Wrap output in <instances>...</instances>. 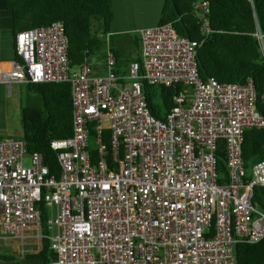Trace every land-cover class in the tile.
Segmentation results:
<instances>
[{"label": "built area", "instance_id": "built-area-1", "mask_svg": "<svg viewBox=\"0 0 264 264\" xmlns=\"http://www.w3.org/2000/svg\"><path fill=\"white\" fill-rule=\"evenodd\" d=\"M135 32L137 57L123 74L114 70L108 32L103 74L88 58L69 64L61 20L14 32L0 83L67 81L71 105L70 134L49 139L56 172L21 136L0 135V243L14 245L15 255L37 251L46 238L54 252L48 264H235L237 242L264 236V211L250 200L253 185L264 186V158L246 172L241 157L244 129L264 127L251 79H201V40L178 34L170 21ZM255 35L264 58V39ZM142 82L181 84L162 118L150 113ZM258 98L264 104V86Z\"/></svg>", "mask_w": 264, "mask_h": 264}, {"label": "trees", "instance_id": "trees-1", "mask_svg": "<svg viewBox=\"0 0 264 264\" xmlns=\"http://www.w3.org/2000/svg\"><path fill=\"white\" fill-rule=\"evenodd\" d=\"M206 2L201 9L196 3ZM9 11L12 36L16 30L61 20L67 37V56L70 65L79 63L95 52H103L104 34L112 16L111 0H1ZM200 19L209 28L200 31ZM93 20L97 21L91 29ZM170 21L175 31L189 40L199 41L195 54L196 69L201 79L244 82L251 79L256 91L257 109L264 115V104L258 96L264 86V58L255 32L264 39V0H163L157 23ZM99 29V31L97 30ZM13 42V41H12ZM102 56V54H101ZM101 59V58H100ZM38 95L37 104L20 108L21 137L28 151H37L50 171L58 164L49 139L70 134V87L67 81L25 82ZM147 107L155 117L162 118L171 105V95L181 88L176 82L169 85L142 82ZM216 181L226 178L224 151L219 145L215 152ZM241 157L245 171L257 159L264 158V127L246 128L242 134ZM251 202L264 211V186L253 185ZM41 228H45L46 208L38 202ZM235 264H264V236L255 242H237L233 247ZM24 257L41 259L48 264L54 252L46 238L40 248ZM14 254L0 253V259H16Z\"/></svg>", "mask_w": 264, "mask_h": 264}, {"label": "crops", "instance_id": "crops-1", "mask_svg": "<svg viewBox=\"0 0 264 264\" xmlns=\"http://www.w3.org/2000/svg\"><path fill=\"white\" fill-rule=\"evenodd\" d=\"M1 1V0H0ZM163 0H111L112 16L109 22L108 39L115 55L114 70L118 74L126 71L127 62L137 57L138 41L136 33L133 32L131 38L130 31L137 28L157 23L159 10ZM2 3V2H1ZM114 35V38L111 36ZM13 36L10 30L9 11L0 5V67L7 68L9 60L12 58ZM133 41L135 53L129 55L124 61L120 59L121 54L126 53L128 44ZM5 89V84L0 83V93ZM0 253L14 254L16 259L2 260L0 264H26L32 260L38 261L35 264H43L41 259L15 255V251L8 247L14 245H3ZM15 247V246H14Z\"/></svg>", "mask_w": 264, "mask_h": 264}, {"label": "rangeland", "instance_id": "rangeland-1", "mask_svg": "<svg viewBox=\"0 0 264 264\" xmlns=\"http://www.w3.org/2000/svg\"><path fill=\"white\" fill-rule=\"evenodd\" d=\"M0 5L2 3L0 1ZM112 10V9H111ZM97 26V21L93 20L91 23V29H95ZM99 31V29H97ZM100 32V31H99ZM133 32L130 31L131 38L133 37ZM136 33V32H135ZM114 38V35L111 36ZM109 40V39H108ZM135 53L134 42L131 41L126 49L125 54H121L119 57L124 61L129 55ZM101 52H95L89 57V61L92 67V72L103 74L104 67L101 64ZM38 95L28 89L24 82L12 83L10 86L5 85V89L0 93V135H21V123H20V108L26 104H37ZM9 250L12 249L16 251V247H8ZM0 249H3L0 243ZM16 253V252H15ZM38 261L32 260L31 263L26 262V264H35Z\"/></svg>", "mask_w": 264, "mask_h": 264}]
</instances>
